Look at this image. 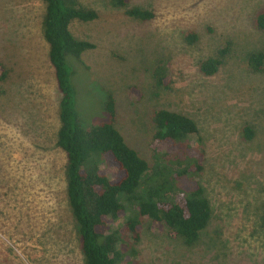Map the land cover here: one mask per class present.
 <instances>
[{
  "label": "rangeland",
  "instance_id": "obj_1",
  "mask_svg": "<svg viewBox=\"0 0 264 264\" xmlns=\"http://www.w3.org/2000/svg\"><path fill=\"white\" fill-rule=\"evenodd\" d=\"M79 1L98 13L69 25L76 38L94 44L82 53L87 66L70 63L79 118L106 119L110 93L115 127L148 161L157 150L169 167L186 153L203 156L193 174L212 217L199 240L186 246L143 221L132 264H264V71L246 63L249 52L264 51V31L252 22L264 0H127L117 8L108 0ZM133 6L153 17L126 15ZM44 11L42 0H0V61L8 70L0 81V264H83L67 203L66 156L56 144L60 92L42 35ZM186 31L198 40L188 44ZM225 43L218 71L199 74L198 62ZM160 108L197 124L181 157L153 138L151 116ZM246 125L251 139L241 135ZM100 168L110 177L115 172Z\"/></svg>",
  "mask_w": 264,
  "mask_h": 264
},
{
  "label": "trees",
  "instance_id": "obj_2",
  "mask_svg": "<svg viewBox=\"0 0 264 264\" xmlns=\"http://www.w3.org/2000/svg\"><path fill=\"white\" fill-rule=\"evenodd\" d=\"M42 2L45 5L42 35L60 92L56 144L66 156L67 203L76 224L83 264H132L129 256L135 254L133 246L140 240V225L146 220L165 230L168 236L179 238L186 246L194 245L212 217L211 203L193 174L201 169L202 153L192 157L182 149V142L188 136L198 134L197 124L182 112L165 108L153 112V138L160 145L164 144L166 152L177 149V155L185 157L169 161L173 163V167H169L162 160L165 154H160L159 150L154 152L150 162L128 144L114 125L112 94L107 93L103 103L106 119L94 123L80 119L70 82V63L74 60L87 66L82 53L94 44L76 38L69 25L74 19L91 21L98 13L79 0ZM127 3V0H108V4L116 8L126 7ZM125 14L140 20L153 17L150 10L137 6L126 8ZM252 22L256 30L264 31V5ZM183 38L193 44L198 35L186 31ZM227 44L219 47L214 56L198 62L199 74L212 76L218 71L228 53ZM246 61L252 71H264L263 50L249 52ZM7 73L0 61V81ZM154 76L158 84L162 82L161 67ZM241 135L251 139L253 130L243 126ZM102 163L115 168L111 177L100 168ZM182 179L187 182L177 187ZM261 226L264 229V212Z\"/></svg>",
  "mask_w": 264,
  "mask_h": 264
}]
</instances>
